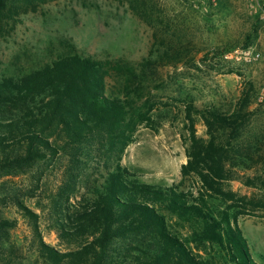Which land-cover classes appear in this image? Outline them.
Listing matches in <instances>:
<instances>
[{
    "label": "trees",
    "instance_id": "obj_1",
    "mask_svg": "<svg viewBox=\"0 0 264 264\" xmlns=\"http://www.w3.org/2000/svg\"><path fill=\"white\" fill-rule=\"evenodd\" d=\"M35 1L41 0H0V34L11 13H19L20 3L27 13L29 7H36ZM228 52V48L218 49L215 54L222 57ZM182 57V51L151 55L141 63L140 74L128 64L81 55L60 58L21 77L0 74V173H26L39 162H56L60 180L57 186L44 188L50 191L49 201L40 210L48 209L49 230L66 244L64 251L48 245L41 215L14 198V205L30 221L29 252L37 255V262L10 242L16 222L0 212V264H209L171 232L165 212L192 221L204 240L231 252L232 262L253 264L229 214L222 220L205 215L178 187L141 183L122 165V155L139 128L155 126L151 92L146 98L149 88L136 78L151 85L156 64ZM112 82L123 85L120 94L111 92ZM253 92L251 88L244 91L232 111H203L209 141L197 136L194 104L186 106L190 145L183 175L197 173L206 189L229 201L238 195L226 190L223 181L228 179L229 163L237 157L234 154H242L241 144L233 142L241 139L253 115ZM247 155L242 158L264 162L262 154ZM94 164L105 172L102 181L92 183L86 171ZM257 181L252 180V185ZM80 187L86 189L83 202L72 204ZM239 201L244 203L239 206L246 209L244 214L264 209V198L243 196ZM186 216H192L191 220Z\"/></svg>",
    "mask_w": 264,
    "mask_h": 264
},
{
    "label": "rangeland",
    "instance_id": "obj_2",
    "mask_svg": "<svg viewBox=\"0 0 264 264\" xmlns=\"http://www.w3.org/2000/svg\"><path fill=\"white\" fill-rule=\"evenodd\" d=\"M35 3L36 7H29L27 13L20 3L19 13H11L5 31L0 34V74L4 77H21L71 55L118 61L134 67L140 74L141 63L151 55L182 51L181 60L166 59L151 69L156 71L151 85L136 78L148 86L145 96H151L155 103V126L139 128L133 143L122 155V165L141 183L178 187L205 215L222 220L229 214L235 231H240L246 241L253 264H264V209L257 207L244 214L246 209L239 207L244 206L240 197L264 198V162L257 157L258 164L242 158L248 153L264 155V19L261 18L264 0H219L217 4L203 0H41ZM227 48L228 53L216 57V50ZM238 48L253 49L261 57L246 61L231 56ZM109 84L111 92L120 94L121 83ZM250 88L254 90L250 107L253 115L241 139L233 142L234 146L241 144L242 154H234L237 157L229 163L228 179L223 181L226 190H232L239 197L229 201L206 189L197 173L183 175L190 145L186 106L194 104L192 116L196 120L197 136L209 141L203 111L208 108L232 111L244 91ZM243 146L247 150L243 151ZM86 172L94 183L103 180L105 169L94 164ZM258 178L256 185H252V180ZM59 180V168L52 161L39 162L26 173H0V212L16 222L10 231V242L36 262L37 255L29 252L30 221L21 215L13 199L19 198L41 215L44 241L64 251L66 244L49 230L48 209L40 210L49 201L50 191L44 188L57 186ZM85 192L80 187L71 203L83 202L81 196ZM165 213L171 232L206 263L236 264L231 261L233 255L228 249L204 240L192 221Z\"/></svg>",
    "mask_w": 264,
    "mask_h": 264
},
{
    "label": "built area",
    "instance_id": "obj_3",
    "mask_svg": "<svg viewBox=\"0 0 264 264\" xmlns=\"http://www.w3.org/2000/svg\"><path fill=\"white\" fill-rule=\"evenodd\" d=\"M203 1L211 2L213 4H217L219 2V0H203ZM261 18L264 19V11L261 14ZM230 55L240 59H244L246 61H257L261 57L259 53H256L253 49L250 48L245 50L238 48L236 50H233V52H231Z\"/></svg>",
    "mask_w": 264,
    "mask_h": 264
}]
</instances>
